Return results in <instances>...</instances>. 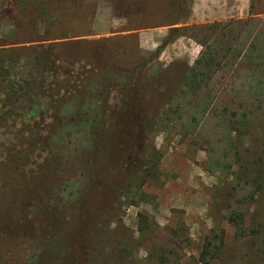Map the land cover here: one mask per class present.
<instances>
[{
  "label": "rangeland",
  "instance_id": "rangeland-1",
  "mask_svg": "<svg viewBox=\"0 0 264 264\" xmlns=\"http://www.w3.org/2000/svg\"><path fill=\"white\" fill-rule=\"evenodd\" d=\"M252 5L200 37L241 40L244 58L222 53L188 91L197 42L161 56L112 36L116 0H0V264H264V0ZM36 46L56 58L38 85ZM136 66L130 99L121 71ZM128 127L130 154L143 146L123 167L131 192L100 174L99 145L118 159Z\"/></svg>",
  "mask_w": 264,
  "mask_h": 264
},
{
  "label": "trees",
  "instance_id": "trees-1",
  "mask_svg": "<svg viewBox=\"0 0 264 264\" xmlns=\"http://www.w3.org/2000/svg\"><path fill=\"white\" fill-rule=\"evenodd\" d=\"M184 4H186L184 2ZM251 9H253V5L251 6ZM245 24H248L249 21L246 20L244 21ZM220 24V23H214V24H206V25H192V26H186L183 28H174L170 31L169 36L164 40L162 45L157 49L158 55H161V53L164 51V49L175 42L177 39L185 37L188 39H191L198 44H200L204 49L206 50L205 52L201 53L200 59L196 61L194 67H190L188 72L185 75V80H184V89L191 91L196 88H198L200 85L202 86L203 84H206V81L209 80V73L213 70L214 67H216L219 64L220 59L222 58V53H224V56H230L234 57L235 60L243 59L244 54L242 55V51L239 48V44L241 45V40L240 41H235V46L234 48L232 47V44L229 41L224 40L226 36H222L219 39H216L214 42V47L211 45L207 44L205 41H201L200 37H203L207 41L210 40L208 33H210L214 27V25ZM236 45L238 46L237 49ZM214 48L217 50V52H214ZM30 50L32 51V54L36 60V67H37V73L35 70L36 74V82L37 85L40 84L38 80H41L44 71L48 66H52L53 64H56V58H54V53L52 50L49 48L41 47V46H36V47H31ZM254 53V51H252ZM145 67V66H144ZM260 67L256 68L259 69ZM143 67L141 68L140 66L136 67H131L129 69H125L121 71V75L124 81L122 85V90L124 93H128L129 98H136V95H134L132 92V89H134V85L137 81V77L141 74ZM262 70V68H261ZM136 86V85H135ZM256 87L261 88L264 91V80L257 82ZM137 88V87H136ZM35 87L33 88V90ZM180 93V97L183 99H187L188 94L184 92L185 90ZM259 92V90H257ZM129 93L131 95H129ZM159 97H163V95H159ZM139 99L143 100L141 97ZM143 102V101H141ZM201 102H203L201 100ZM200 102V103H201ZM131 103V101L129 102ZM144 103V102H143ZM113 130H111L112 132ZM106 133V132H105ZM134 131L131 127H128V129H125L123 133V138L124 140L117 145L119 149V158L117 159L114 156V151H113V145L109 143V145H106V148L103 146V144L99 145V148L105 150V159L104 161H107V164L111 165V167L108 165L105 170H101L99 168L100 174L105 178H112L117 180V185H126L127 183L123 180L124 177H126L127 174H129V171H123L124 164L128 162L129 159H131L129 156L133 154L135 156L138 152L142 151L143 146L140 148H137L134 153L130 154V150L133 151V141H134ZM110 134L106 133L105 137H108ZM106 139V138H104ZM93 144V143H91ZM94 145V144H93ZM96 152V150H95ZM144 153V152H142ZM130 154V155H128ZM127 160V161H126ZM119 163L120 167L115 168V165ZM133 162V160H132ZM147 167V166H146ZM136 168V167H135ZM134 170V168H133ZM104 171V172H103ZM130 172H132V169L130 168ZM121 174V175H120ZM132 177L129 181L130 183L126 185V189L128 188V192H131V189L133 188V184L136 182L137 177ZM133 178H135L133 180ZM259 188L261 189L262 186L260 185ZM116 190V189H114ZM212 251L211 248H209V245L206 246L205 251L202 253V260L206 262V259L208 255H211ZM162 261H164L162 259ZM202 261V262H203ZM207 264V262H206Z\"/></svg>",
  "mask_w": 264,
  "mask_h": 264
},
{
  "label": "crops",
  "instance_id": "crops-1",
  "mask_svg": "<svg viewBox=\"0 0 264 264\" xmlns=\"http://www.w3.org/2000/svg\"><path fill=\"white\" fill-rule=\"evenodd\" d=\"M158 1L159 0H116V8L121 12L118 18L122 21L120 22V26L121 28L123 27V29L113 33L112 36L134 37L135 40H137L138 48L157 51L164 40L169 36L172 29L200 24L206 25L214 22L216 19L221 20L227 18L229 16L228 10L232 3H234L238 9H240L242 5V13H238V16L239 18H244L247 16L244 11L251 10L252 2V0H173L174 4H171L170 8L167 6L165 9H162L156 4H149L154 2L157 3ZM240 1H243L242 4ZM184 2L186 4H184ZM176 3L178 4L177 7H175ZM183 10H185V13ZM177 16L181 18L179 22H167L165 20ZM183 39H185V37L179 38L168 45L161 53V56L167 54L171 55L172 51L176 52L174 48H177L176 46L177 44L179 45V42L182 45ZM188 40L192 41L190 39ZM181 45L179 46L178 53L182 51ZM195 45L193 49L197 52V59H199L203 47L197 43H195Z\"/></svg>",
  "mask_w": 264,
  "mask_h": 264
}]
</instances>
